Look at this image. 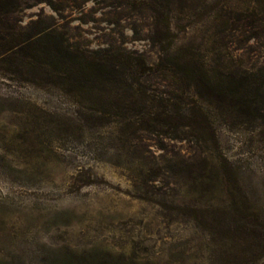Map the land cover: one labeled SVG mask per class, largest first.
Segmentation results:
<instances>
[{
	"label": "rangeland",
	"instance_id": "374dc122",
	"mask_svg": "<svg viewBox=\"0 0 264 264\" xmlns=\"http://www.w3.org/2000/svg\"><path fill=\"white\" fill-rule=\"evenodd\" d=\"M17 1L1 18L23 48L11 54L0 44V264H209L231 260L233 252L248 258L229 231L252 224L245 214L264 220V15L254 36L235 14L262 15L264 0L175 3L170 45L151 40L156 13L166 15L159 0ZM42 32L52 35L39 48L64 39L84 54L109 49L149 65L162 49L185 50L209 76L232 73L259 86L260 113L200 101L215 149L193 136L173 141L130 129L123 110L96 119L45 78L44 49L39 63L30 59L27 39ZM171 79L157 75L141 84L164 89ZM199 166H207L206 186L215 188L187 195ZM200 198L211 200L206 224L186 211Z\"/></svg>",
	"mask_w": 264,
	"mask_h": 264
},
{
	"label": "trees",
	"instance_id": "16d2710c",
	"mask_svg": "<svg viewBox=\"0 0 264 264\" xmlns=\"http://www.w3.org/2000/svg\"><path fill=\"white\" fill-rule=\"evenodd\" d=\"M188 1L159 0L158 6L166 15L164 17L156 13L158 17L154 23L152 41H169L168 44H172L176 37L171 32L169 8L175 3L182 6ZM73 4L78 5V2L73 0ZM17 5V0H0V30H5V34L0 35V44H3L5 50L11 54L21 51L23 45L1 18L11 13ZM263 15L255 12L249 14L238 12L235 18L238 22H249L251 33L257 36L259 28L255 22ZM51 35L50 32H42L37 40L27 39L26 47L32 50L30 59L33 63H39V51L41 48L44 49L43 54L48 58L49 67V70L43 72L45 78L66 95L78 99L79 104L86 105L96 119H105L114 111L123 110L124 113L120 114L123 120H128L130 129L151 130L173 141L186 140L193 136L195 140L204 144L211 143L212 149H215V135L199 107L200 101L214 100L222 105L236 106L247 114L260 113L257 102L261 96L259 86L246 84L232 73L209 76L204 63L194 59L185 50L171 54L169 49H162L164 55L160 57L158 63L149 65L139 55L130 56L109 49L84 54L72 49L64 39L52 43L51 46L43 45L40 48L35 46L45 38L51 39ZM36 68L33 65V69ZM157 75L172 77L164 89H151L141 84L143 78ZM189 181L191 186L187 195H205L215 188L206 186V183L211 182L207 166H199L196 171L190 172ZM209 207H212L211 200L203 203L200 198L188 206L186 211L193 214V219L198 224H206L209 220L203 214ZM226 209L228 208L224 207L221 210L223 214L228 213ZM234 211L242 213L236 208ZM245 217L252 219L250 226L238 225L229 232L234 241L233 246L245 243L246 246L242 249L247 248L249 257L240 258L233 252V255H230L233 260L212 263L210 261L209 264H257L264 256V220L256 213L245 214ZM222 222H217L219 228H222ZM234 250L239 251L238 248Z\"/></svg>",
	"mask_w": 264,
	"mask_h": 264
}]
</instances>
